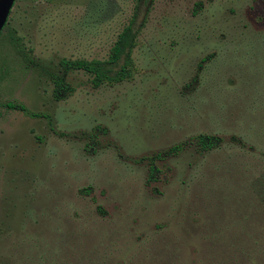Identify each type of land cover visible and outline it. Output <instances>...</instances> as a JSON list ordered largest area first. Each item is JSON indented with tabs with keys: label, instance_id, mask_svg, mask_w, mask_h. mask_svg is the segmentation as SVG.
Here are the masks:
<instances>
[{
	"label": "rangeland",
	"instance_id": "1",
	"mask_svg": "<svg viewBox=\"0 0 264 264\" xmlns=\"http://www.w3.org/2000/svg\"><path fill=\"white\" fill-rule=\"evenodd\" d=\"M130 21L133 77L93 87L71 71L54 99L59 59H105ZM197 133L220 146L189 140L148 178L142 156ZM0 263L264 264V0H14Z\"/></svg>",
	"mask_w": 264,
	"mask_h": 264
},
{
	"label": "trees",
	"instance_id": "2",
	"mask_svg": "<svg viewBox=\"0 0 264 264\" xmlns=\"http://www.w3.org/2000/svg\"><path fill=\"white\" fill-rule=\"evenodd\" d=\"M4 27V26H3ZM1 32V31H0ZM136 30L130 21L118 32L115 41L109 49L105 59L87 58H60L58 61L59 71L52 76V95L56 100L63 99L73 91L72 85L66 81L65 76L71 71H83L88 74L91 86L98 87L102 84H115L130 80L135 72L136 66L131 52L136 44ZM7 106L27 112L31 116L39 113L28 112L23 104L8 102ZM192 141L200 152L220 146L222 138L215 134L197 133L191 135L188 140L181 141L168 148L154 153L144 155L141 160H148V178L153 180L158 171L155 163L169 155L181 151L187 142ZM246 239H249L246 237ZM248 245L251 243L246 241ZM1 264V263H0Z\"/></svg>",
	"mask_w": 264,
	"mask_h": 264
},
{
	"label": "water",
	"instance_id": "3",
	"mask_svg": "<svg viewBox=\"0 0 264 264\" xmlns=\"http://www.w3.org/2000/svg\"><path fill=\"white\" fill-rule=\"evenodd\" d=\"M14 0H0V31L2 30Z\"/></svg>",
	"mask_w": 264,
	"mask_h": 264
}]
</instances>
